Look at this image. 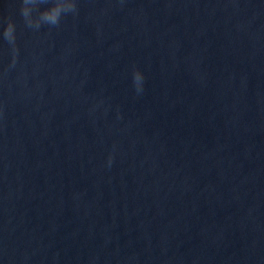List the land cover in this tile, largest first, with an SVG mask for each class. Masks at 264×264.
<instances>
[{
	"label": "water",
	"instance_id": "95a60500",
	"mask_svg": "<svg viewBox=\"0 0 264 264\" xmlns=\"http://www.w3.org/2000/svg\"><path fill=\"white\" fill-rule=\"evenodd\" d=\"M74 4L0 0V264H264V0Z\"/></svg>",
	"mask_w": 264,
	"mask_h": 264
},
{
	"label": "clouds",
	"instance_id": "9594fccd",
	"mask_svg": "<svg viewBox=\"0 0 264 264\" xmlns=\"http://www.w3.org/2000/svg\"><path fill=\"white\" fill-rule=\"evenodd\" d=\"M31 2L32 0H21V8H20L21 16L25 22V25L28 27H32V21L29 19L30 10L28 8L29 3ZM42 3H47L49 6L45 7L43 10H40L39 5ZM37 4H38L37 10L42 11V15L40 17L42 23L37 24L38 28L41 26V24H48L51 26L58 25L61 16L71 12L72 8L76 7V5L74 4L69 8H62L59 6V0H37ZM15 29H16L15 23L11 19H9L3 30L4 39H6L9 42L13 41L15 39ZM134 82L138 87L140 83V77L136 72L134 74Z\"/></svg>",
	"mask_w": 264,
	"mask_h": 264
}]
</instances>
